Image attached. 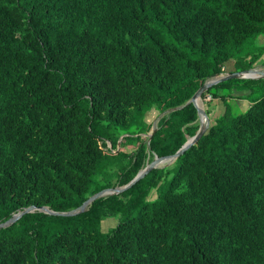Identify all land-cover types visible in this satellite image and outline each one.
<instances>
[{
	"label": "trees",
	"instance_id": "obj_1",
	"mask_svg": "<svg viewBox=\"0 0 264 264\" xmlns=\"http://www.w3.org/2000/svg\"><path fill=\"white\" fill-rule=\"evenodd\" d=\"M263 34L264 0H0V222L76 208L176 152L199 127L186 101L255 66ZM205 95L225 108L170 166L73 216L23 214L0 228V264H264V78ZM176 106L148 142L150 112Z\"/></svg>",
	"mask_w": 264,
	"mask_h": 264
},
{
	"label": "water",
	"instance_id": "obj_2",
	"mask_svg": "<svg viewBox=\"0 0 264 264\" xmlns=\"http://www.w3.org/2000/svg\"><path fill=\"white\" fill-rule=\"evenodd\" d=\"M233 78H252V79L264 78V68H258L256 66H253V67L242 69V70L233 69V70H229L227 72H222L220 74H215V75L211 76L209 79H207L194 92V94L190 97V99H188L186 101V104L192 103L197 109L199 127H198L197 131L195 132V134L193 136L188 137L186 139V141L181 145V147L176 152H174L173 154L166 155V156L154 155L152 160L150 162H148L142 169H140L136 173V175L126 184H124L122 186H115V187H108V188L101 189V190L93 193L92 195H90L78 207L67 210V211H53L52 209H50L47 206H40V207H36L34 205L28 206V207L24 208L23 210L14 213L7 220L0 222V228L9 226L13 222H15L17 219H19L23 214L28 213V212H32L35 210L43 211V212L48 213V214L62 215V216H73V215H76L78 213L84 212L95 199H97L101 196L108 195V194L120 193V192L126 190L127 188H129L130 186H132L136 181H138L139 179L144 177V175L147 174L148 172H150L152 169L162 167L166 164L173 163L185 150H187L191 146L195 145L198 142V140L202 137V135L205 134L207 132V130L209 129L210 116L206 112V109L203 106L202 107L199 106L198 99L201 100L202 95L212 85H215L219 82H222V81H225L228 79H233ZM180 107L181 106L169 108V109L161 112L157 116L156 120L152 123L151 131L147 134L148 142L156 130V123H157L158 119L160 117H162L163 115L171 112V111L179 109ZM121 138H122V136L120 137V139L118 141L119 143H120Z\"/></svg>",
	"mask_w": 264,
	"mask_h": 264
},
{
	"label": "rangeland",
	"instance_id": "obj_3",
	"mask_svg": "<svg viewBox=\"0 0 264 264\" xmlns=\"http://www.w3.org/2000/svg\"><path fill=\"white\" fill-rule=\"evenodd\" d=\"M247 48L253 52V53H257L260 55V57L258 58L257 64H262L264 65V34L260 35L259 37H257L256 39H250L248 41L247 44ZM211 98L210 95H205L202 96L201 98V102H202V106L206 109L209 108L211 110V116L222 112L224 110V105L222 104V102H219L218 99H212L209 100ZM236 101H232V110L234 112H240V111H245L247 109V107L249 106V101L247 99H239L236 98ZM151 116L148 115L149 118H151V120H153V122L156 120L155 115L156 113L154 112V110H152L151 112ZM149 113V114H150ZM109 145V144H108ZM168 166L169 164H166ZM118 219L116 218H107L104 219L101 223V230L102 231H107L109 230L111 227H113L116 223H117Z\"/></svg>",
	"mask_w": 264,
	"mask_h": 264
},
{
	"label": "crops",
	"instance_id": "obj_4",
	"mask_svg": "<svg viewBox=\"0 0 264 264\" xmlns=\"http://www.w3.org/2000/svg\"><path fill=\"white\" fill-rule=\"evenodd\" d=\"M232 66H233L232 63H228V64L226 65V70H225V72H227V71L233 69ZM255 66L258 67V68H264V65H262V64H256Z\"/></svg>",
	"mask_w": 264,
	"mask_h": 264
},
{
	"label": "bare ground",
	"instance_id": "obj_5",
	"mask_svg": "<svg viewBox=\"0 0 264 264\" xmlns=\"http://www.w3.org/2000/svg\"><path fill=\"white\" fill-rule=\"evenodd\" d=\"M198 104H199L200 107H202V102H201L200 99H198Z\"/></svg>",
	"mask_w": 264,
	"mask_h": 264
}]
</instances>
